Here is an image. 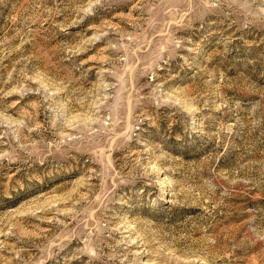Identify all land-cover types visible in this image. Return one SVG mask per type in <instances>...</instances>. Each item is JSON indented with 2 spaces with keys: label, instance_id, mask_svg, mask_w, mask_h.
Instances as JSON below:
<instances>
[{
  "label": "rangeland",
  "instance_id": "1",
  "mask_svg": "<svg viewBox=\"0 0 264 264\" xmlns=\"http://www.w3.org/2000/svg\"><path fill=\"white\" fill-rule=\"evenodd\" d=\"M0 264H264V0H0Z\"/></svg>",
  "mask_w": 264,
  "mask_h": 264
}]
</instances>
